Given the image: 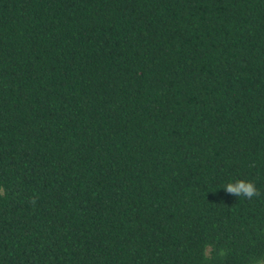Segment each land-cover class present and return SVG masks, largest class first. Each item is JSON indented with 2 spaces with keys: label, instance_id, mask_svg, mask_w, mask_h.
Here are the masks:
<instances>
[{
  "label": "trees",
  "instance_id": "trees-1",
  "mask_svg": "<svg viewBox=\"0 0 264 264\" xmlns=\"http://www.w3.org/2000/svg\"><path fill=\"white\" fill-rule=\"evenodd\" d=\"M256 257L264 0H0V264Z\"/></svg>",
  "mask_w": 264,
  "mask_h": 264
},
{
  "label": "clouds",
  "instance_id": "clouds-1",
  "mask_svg": "<svg viewBox=\"0 0 264 264\" xmlns=\"http://www.w3.org/2000/svg\"><path fill=\"white\" fill-rule=\"evenodd\" d=\"M227 194L236 197L244 196L247 199L261 195L255 184L249 180H236L234 183H228L223 188ZM35 203V201H33ZM251 264H264V257L253 258Z\"/></svg>",
  "mask_w": 264,
  "mask_h": 264
}]
</instances>
